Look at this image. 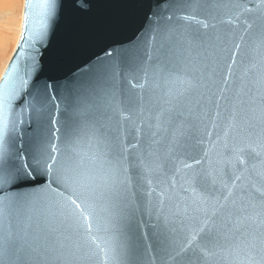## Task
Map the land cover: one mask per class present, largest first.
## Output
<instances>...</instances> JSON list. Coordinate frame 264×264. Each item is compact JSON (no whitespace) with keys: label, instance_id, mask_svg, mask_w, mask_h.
Instances as JSON below:
<instances>
[{"label":"water","instance_id":"water-1","mask_svg":"<svg viewBox=\"0 0 264 264\" xmlns=\"http://www.w3.org/2000/svg\"><path fill=\"white\" fill-rule=\"evenodd\" d=\"M0 264H264V0H24Z\"/></svg>","mask_w":264,"mask_h":264},{"label":"rangeland","instance_id":"rangeland-1","mask_svg":"<svg viewBox=\"0 0 264 264\" xmlns=\"http://www.w3.org/2000/svg\"><path fill=\"white\" fill-rule=\"evenodd\" d=\"M6 2L7 0H0V76L11 58L20 36L16 35V31H20L16 28V22L23 11L24 0H13L12 7Z\"/></svg>","mask_w":264,"mask_h":264},{"label":"bare ground","instance_id":"bare-ground-1","mask_svg":"<svg viewBox=\"0 0 264 264\" xmlns=\"http://www.w3.org/2000/svg\"><path fill=\"white\" fill-rule=\"evenodd\" d=\"M12 2H13V0H7V5L9 4V5H11V7H12ZM15 5V4H14ZM16 6V5H15ZM11 7H9V8H11ZM23 7H24V2H23ZM22 17H23V11L21 12V14H20V18H19V20L16 22V28L17 29H20V31L18 32V31H16V35L18 34V35H20V32H21V26H22ZM2 39V38H1ZM6 67V66H5ZM5 69V68H4ZM2 73H3V71H2ZM1 76H2V74H1ZM1 76H0V78H1Z\"/></svg>","mask_w":264,"mask_h":264}]
</instances>
